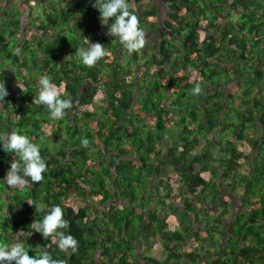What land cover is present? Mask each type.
<instances>
[{"label": "trees", "instance_id": "obj_1", "mask_svg": "<svg viewBox=\"0 0 264 264\" xmlns=\"http://www.w3.org/2000/svg\"><path fill=\"white\" fill-rule=\"evenodd\" d=\"M127 2L159 43L130 53L93 0H0V132L26 134L47 164L41 182L9 187L18 157L0 150V245L22 242L64 264H138L136 244L145 264H264V103L249 91L260 78L249 61L264 51V0ZM90 42L106 51L86 66L76 50ZM41 75L73 102L62 119L37 101ZM53 205L75 253L32 229ZM158 242L161 259L146 253Z\"/></svg>", "mask_w": 264, "mask_h": 264}, {"label": "clouds", "instance_id": "obj_2", "mask_svg": "<svg viewBox=\"0 0 264 264\" xmlns=\"http://www.w3.org/2000/svg\"><path fill=\"white\" fill-rule=\"evenodd\" d=\"M92 6L99 11L100 22L107 25L108 34L117 36L130 53L144 46V30L138 26V18L129 10L127 0H93ZM109 20L111 23H108ZM103 45L99 42H90L87 47L78 48L76 51L81 62L86 66L94 65L105 55ZM20 53L19 47L13 50L15 55ZM39 85L37 101L47 106L51 119H62L65 110L73 106L72 100L61 98L57 86L48 75L39 77ZM200 91L199 84L192 89L193 94ZM7 95L6 85L0 84V100H4ZM81 144L86 147L88 140L82 139ZM0 150L14 153L18 157L9 162L10 166L3 178L9 187H23L28 180L39 183L44 179L47 164L40 155L39 145L23 132L18 130L0 132ZM31 225L32 229L44 238L50 237L60 250H70L72 253L77 251L78 241L70 232L64 231L68 227V221L64 218V210L60 205H53L42 218L35 220ZM0 264H64V261L54 259L47 250L38 256H30L22 242H15L10 246L0 245Z\"/></svg>", "mask_w": 264, "mask_h": 264}, {"label": "crops", "instance_id": "obj_3", "mask_svg": "<svg viewBox=\"0 0 264 264\" xmlns=\"http://www.w3.org/2000/svg\"><path fill=\"white\" fill-rule=\"evenodd\" d=\"M159 7H160L159 9H160L161 13H163L162 15H164V13H165L164 12V7H166V4L161 3V4H159ZM263 11H264V6L257 9V14H258L259 17L262 14ZM236 16L237 15L234 14V17L233 18H236ZM143 30H144V33H145V43H146L147 47L148 46H151L152 43H159L158 42V33H157V31H151L150 29L145 28V27H143ZM150 37H153V39L152 40H149ZM262 37H263V39L261 40V43H260V47L261 48L264 47V31H263V36ZM249 56H251V55H249ZM250 59L251 60L249 61V64L250 63L253 64V67H254V68H252L248 64V66L250 67L249 68L250 69V72L252 73L251 75L253 77H256V72L258 71L260 73V78L257 79V80H255L253 82V85L249 88V91L252 94H255L256 92L261 93L262 94L261 101L264 103V51L260 54L259 59L255 60L253 57H251ZM244 79L245 80H248V81L251 80L250 77H245ZM241 89H243V88L241 87ZM236 93L237 94L240 93V90H237ZM94 102H96V101H94ZM236 102H237L236 100H232L230 102V104H229L230 107L236 106ZM135 107H137V105H135ZM226 113H228V111ZM195 125H196V123H195ZM150 129L151 130H154V126L153 125H150ZM180 129H181V127H175L174 128V131L176 133H179ZM257 133H259L262 136H264V130L261 127H258L257 128ZM228 137H230V135ZM165 138L166 139L163 142L164 144H167V143H170V142L173 143V141H174V139L170 138L169 136L168 137H165ZM204 143H205V139H204V137L201 136L199 138L198 144L191 151V153H193V154L194 153H198L201 150V148L204 146ZM213 150L215 152H217V148H213ZM255 151L257 152V149H255ZM256 154H254V156ZM169 168H170V173H174L173 167L171 166ZM223 190H224V188H221V191L222 192H223ZM238 192L239 193L236 194L237 197H234L233 195H231V197H230V199H231L230 200L231 201L230 204L232 206L235 205V202H240L241 203V201H242V197L240 195V192L241 191H238ZM167 201H169V200H167ZM149 206L152 207V208H155L156 210H158V202H157V200H156L155 197H151L149 199ZM234 211H235V209H234ZM217 236H221L220 233L217 234ZM143 253H144V251H143V245L142 244H136V248H135V251H134L133 254L136 257V260H137L138 264H145L144 261H143V259H142V257L144 256ZM146 253L148 255H150L152 258H155V259H161L163 257V255H164L163 250H162V248L160 246V242L156 243V246L153 247L152 249H150L149 251H146Z\"/></svg>", "mask_w": 264, "mask_h": 264}, {"label": "rangeland", "instance_id": "obj_4", "mask_svg": "<svg viewBox=\"0 0 264 264\" xmlns=\"http://www.w3.org/2000/svg\"><path fill=\"white\" fill-rule=\"evenodd\" d=\"M8 3H10V2H8ZM21 4H22L23 6H25L24 2H21ZM31 4H32V2H31ZM38 8H40V10H41V7H39V6H35V7H33V9H35V10H37ZM150 38H151V39H150ZM150 38H149V40H152V39H153V37H150ZM147 43H148V42H147ZM99 103H100V102H98V101L94 102V104H95L96 106H98ZM235 194H237V191L235 192ZM239 203H240V202H235V205H233L235 211H238V210L240 209V207H239Z\"/></svg>", "mask_w": 264, "mask_h": 264}]
</instances>
